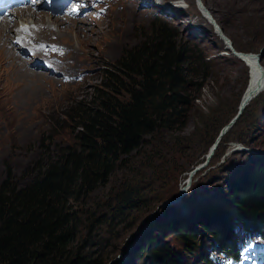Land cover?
<instances>
[{
  "label": "rangeland",
  "instance_id": "374dc122",
  "mask_svg": "<svg viewBox=\"0 0 264 264\" xmlns=\"http://www.w3.org/2000/svg\"><path fill=\"white\" fill-rule=\"evenodd\" d=\"M152 1L159 7L179 4L183 12H179L180 15L174 14V22L173 13H162L161 8L152 10L153 15L162 17L160 19L150 21L145 15H141L140 19L132 20L130 18L137 14L135 10L111 17L113 12L124 7L114 4L104 19L97 20L100 23L96 26H80L81 30L76 34L71 35L67 31L58 33L60 29L56 25L48 26L55 32L45 31L43 36L48 35L46 39L57 41L68 51H72L70 45L82 56L78 59L79 62L72 57L67 59L63 69L49 65L47 60L34 62V58L26 54L21 47L13 42L9 43L8 36L12 40V35L17 29L10 33L0 27V46L6 41L7 45L19 50H14L17 57L27 62V65H22L23 70L44 78L37 82L26 80L20 83L16 72L10 71V65H0V182L4 180L10 167L15 176L14 180L22 184L24 172L39 160L46 148L54 152L72 143L71 133L67 130L61 131L51 143L46 139L53 128L51 121L60 116L69 99L89 97L93 89L102 83L104 71L114 65L128 62L132 52L141 44L152 42L158 35L169 36L175 44L184 45L191 50V57L201 59L204 65H207V74L210 77L194 101V107L182 131V135L191 136V141L182 149L163 154L159 161L153 157L157 150L151 154L146 153L141 160L131 163L129 170L117 171L112 175L106 190H98L90 196L91 202L97 197L96 201L104 203V207L97 209L93 223L82 231L79 246L84 249L85 245H90L89 249L95 251L96 256L105 258L107 264H154L149 255L142 256L139 261L134 260L136 250L145 237L156 235L165 244L164 248L177 252L185 264H203L199 255L202 239L206 242L203 244L208 251L216 250L211 243L212 239L199 225L195 230L186 226L173 228L177 232L181 227L186 228L193 234L191 238L184 240L175 235L162 223H167L168 219L173 218V211L174 216L179 212L182 215L184 213L179 210L177 203L164 209H160V206L176 197L180 199L181 188L187 187L179 204L197 195L219 197L224 192L219 191L223 187L222 182L230 181L232 186L240 179V173L234 179L230 178L231 174L239 168H244L242 171L247 170V164L256 158H264V57L253 66L245 58L241 60L232 56L230 50L225 49L223 41V38H227L234 52L257 57L264 50V0ZM37 17H41V13ZM127 18L132 42L124 47H117L114 53H107L103 58H98L97 53L101 47L89 46L86 39L88 36H95V33L87 31V28L100 29L99 37L96 38L98 42L113 24ZM65 23L66 27H71V23ZM21 24L18 23V26ZM33 25L27 24L34 31V35L43 30V26ZM215 26L220 29L219 33ZM3 33L4 39L1 40ZM33 34L31 33L32 36ZM82 51L85 53L82 54ZM87 51L94 52L91 56L93 63L90 60L85 62V59H89ZM74 64L78 66L73 68ZM41 65H49L56 75L51 76ZM58 73L63 74L61 79L57 77ZM80 74L83 75L82 81L61 82L68 80L69 76L76 78ZM13 77L18 82L13 80ZM254 77H257V81L251 87ZM249 88H252V95L249 97L248 107L232 129L235 136L244 138L245 144L235 140L221 143L211 159L201 166L206 160L205 150L211 140L234 116L240 100L248 93ZM196 112L201 113L205 121L200 122ZM158 150L163 152L161 146ZM195 168L198 169L194 171ZM136 176L142 178L139 185L135 182ZM126 178L131 179L132 191L137 197L134 199L135 207L120 214L113 210V207L111 211L105 209L115 203L114 195L119 182ZM137 186H141L139 190H136ZM226 199H230L229 191L226 193ZM150 215L151 218L145 220ZM253 243L256 251L259 242L255 240ZM194 254L197 256L196 260L193 258ZM217 259L221 261L222 257Z\"/></svg>",
  "mask_w": 264,
  "mask_h": 264
},
{
  "label": "trees",
  "instance_id": "16d2710c",
  "mask_svg": "<svg viewBox=\"0 0 264 264\" xmlns=\"http://www.w3.org/2000/svg\"><path fill=\"white\" fill-rule=\"evenodd\" d=\"M190 53L169 36L158 35L138 46L128 62L104 71L102 83L89 97L68 100L60 116L51 121L53 128L46 139L51 143L67 130L72 143L54 152L46 148L24 172L22 184L14 180L10 167L0 182V264H107L90 245L79 246L82 231L93 223L97 209L104 207L97 197L91 202L90 196L106 190L112 175L129 170L144 154L157 150L153 157L159 161L163 154L191 141L182 131L210 77L207 65ZM196 116L205 121L201 113ZM237 122L220 144L233 140L245 144L244 138L232 132ZM160 146L163 152L158 150ZM247 166V170L239 168L231 174L234 179L240 173L235 185L222 182L219 191L224 192L219 197L197 195L178 207L184 215L174 216L173 211V218L162 223L184 240L193 234L182 227L177 232L174 227L203 228L216 247L200 253L203 264H216L218 255L224 257L223 264L249 261L260 255L252 248L256 238L264 248V158ZM141 179L136 176V184ZM114 196L115 203L105 209L119 214L133 209L137 197L131 179L120 181ZM240 236L245 237L243 243ZM164 247L156 235L145 237L134 261L149 255L154 264H185L177 252Z\"/></svg>",
  "mask_w": 264,
  "mask_h": 264
},
{
  "label": "bare ground",
  "instance_id": "6f19581e",
  "mask_svg": "<svg viewBox=\"0 0 264 264\" xmlns=\"http://www.w3.org/2000/svg\"><path fill=\"white\" fill-rule=\"evenodd\" d=\"M142 1H145L146 3H148L147 7H141L140 6V3ZM151 1L152 0H141V2H140V0H113L110 3L109 8L107 10H105L104 12H101L99 14L84 12L82 14V16H85V17H81V18L80 17H74L72 15V13H71V15H69L68 13H65V14L64 13H51L49 11L20 12V13L16 14V17H17V19L21 20L22 26L17 28L18 24L16 21V17H14V19L11 20L10 22L0 20V27H2V29H6V31H8L10 33H12V31H15V28L17 29V31L14 32V34L12 35V40L10 39V36H8L9 43L13 42L16 45H18L19 47H21L25 51L26 54H29L30 56H32L34 58V62L38 63L40 60H47L49 65H53L54 67H60L61 69H63V65L65 66L67 59H70L72 57L73 59L78 61V59L82 56L79 55L78 51L70 45H69V48L72 51H68V49L64 45L60 44L57 41H51V40L46 39L48 35L43 36V33H45V31H48L49 33L55 32L54 30H51L48 26L56 25L60 29L58 31V33L67 31L68 33L73 35V34L78 33L81 30L80 26H83V27L96 26L98 23H100L97 20L104 19L109 14L110 10H112L111 7L114 4H121L124 7L121 10L113 12L111 17L113 15H125L126 13H130L132 10H135L137 12V14L133 15L132 18H130L132 20L140 19L141 15H143V16L145 15L147 20H150V21L160 19L162 17L160 15H153L152 10L156 9V8H158V9L161 8V10L160 9L159 10L162 13H167V14L173 13L172 14V22H174V21H176L174 18V14L180 15L179 12H181L183 10L182 7L179 6V4H178V6H175V5L166 6L165 5L163 7V5H162V6L158 7L154 4H151ZM164 1H167V0H164ZM63 2H64V0H59V2L56 5V8H60L61 3H63ZM186 9L187 8H185V10ZM40 13H41V17H37V15ZM96 16H98V17L96 18ZM187 20H189V19L187 18ZM65 21L67 23L68 22L71 23L70 24L71 27H66ZM128 21H129V19L127 18L126 20H123L120 23L113 24L112 27L102 36L101 40L98 42L96 41V38L99 37L98 33L100 32V29L94 30L93 28H87V31H92L95 33V36H93V37L88 36L86 39V41L89 42V46H92V45L97 46L98 45L101 47V49L97 53L98 58H103L105 56V54H107V53L108 54L114 53V51L117 49V47H119V46L124 47L125 45H128L132 42V40H131L132 35H130L131 31H129L130 26L128 24ZM50 22H51V24H50ZM11 23H14V25H12ZM27 24L28 25L34 24L33 26H35V27L43 26V30L34 35L33 34L34 31H32V29L29 26H27ZM189 26H191L190 23H189ZM135 31H137V30H135ZM27 32L32 33L33 36L32 35H26ZM3 39H4V33L1 36V40H3ZM223 41H224V44L226 45V47L228 46V48H231L230 43L228 42L227 38L223 39ZM194 44H197V43H194ZM119 48H121V47H119ZM14 50L16 52H19V50H17L16 48H14V47L12 48L11 46L7 45L6 41H5V44L3 46H0V65H10L9 66L10 71L12 73L16 72V74L19 77L20 83L25 82L26 80H32L34 82H37L39 79H44L41 75H34V74H31V73L23 70L22 65H27V62L24 60L21 61L20 60L21 58L17 57V53ZM231 51H232V56L237 57L238 59H241V60H242V58H245V60L249 61L250 64L252 63L251 65H253V66H256L257 62H260V60H258V58H257L258 55H257V57H253V56L240 54L238 52L235 53L232 50V48H231ZM87 52H88V58L89 59H85V62L87 63V61L90 60V62L93 63L94 61L92 60L91 56L94 55V52H91V51H87ZM83 53H85V52L82 51V54ZM75 60H73V61H75ZM49 65L48 66L41 65V67H43L44 71L48 70V73L51 76L56 75L54 70L49 68ZM44 66H45V68H44ZM77 66L78 65L74 64L72 67L74 68ZM65 69H66V67H65ZM57 75H58L57 77H59L60 79L63 76L62 73H58ZM82 77H83V75L80 74V75H77L76 78L69 76L68 80L65 79V81H61V80L60 81L62 83H71V82H74L75 80L82 81ZM13 80L18 82V80L15 77H13ZM256 81H257V77H254L251 81V85L252 84L254 85L256 83ZM253 85L251 87H253ZM250 95H252V88L250 90H248V93L242 99H248L250 97ZM239 105H240V103H239ZM262 126H263V124H262ZM186 189H188V187ZM186 189L181 188L182 192H181V194H179L180 199H178L179 197L178 198L176 197V199H173V202L169 203L166 206L168 207L170 205H173V204L175 205L177 203L178 204L177 207H179L180 204L178 202L181 201L182 196H184ZM165 207L160 208V209H164ZM227 211L230 214H232V208H228ZM202 242L204 244H206V242L203 239H202ZM203 243L200 245L199 255H200V253L202 254L206 249V246L204 247ZM196 258H197V256H196ZM196 258H194V260H196Z\"/></svg>",
  "mask_w": 264,
  "mask_h": 264
},
{
  "label": "clouds",
  "instance_id": "9594fccd",
  "mask_svg": "<svg viewBox=\"0 0 264 264\" xmlns=\"http://www.w3.org/2000/svg\"><path fill=\"white\" fill-rule=\"evenodd\" d=\"M35 3L34 4H24L23 6L15 9V10H12L10 12H7L5 10L2 9V5L0 4V20H3V21H11L14 19V17H16V14L17 13H20V12H43V11H49L51 13H66L67 9H65V5L67 3V1L69 0H64L63 3H61V7L60 8H56V5L57 3L59 2V0H34ZM71 1H74V0H71ZM84 12H89V13H94V14H97L95 13L94 11H87V9H83V10H80V12L78 13L77 16L75 17H80L82 16V14ZM77 14V13H75ZM17 19V17H16ZM17 24L18 23H21V20L17 19ZM12 25H14V23H11ZM22 26V24L20 25ZM20 26H17L20 27ZM26 35H31L30 32H27Z\"/></svg>",
  "mask_w": 264,
  "mask_h": 264
},
{
  "label": "water",
  "instance_id": "95a60500",
  "mask_svg": "<svg viewBox=\"0 0 264 264\" xmlns=\"http://www.w3.org/2000/svg\"><path fill=\"white\" fill-rule=\"evenodd\" d=\"M217 32H220V29L218 27H216ZM226 39V38H223ZM231 49V48H230ZM232 52V51H231ZM236 53V52H235ZM258 60H260L261 58L264 57V50H262L260 52V54L258 55ZM250 101L249 99H242L240 100V105H238L236 114L231 118V120L220 130L217 138L215 139L214 143L211 145V147L208 150V153L205 156V162L203 164H201V166H203L205 163H207L211 157L214 155V152L217 150L222 138L229 132V130L234 126V124L238 121V119L241 117L244 109L248 106V102ZM254 153V152H252ZM198 168H195V170H197ZM178 200V199H177ZM173 202L172 200L166 201L164 202L160 208L165 207L166 205H168L169 203ZM151 218V215L148 216L145 220H148ZM110 264V263H109Z\"/></svg>",
  "mask_w": 264,
  "mask_h": 264
}]
</instances>
